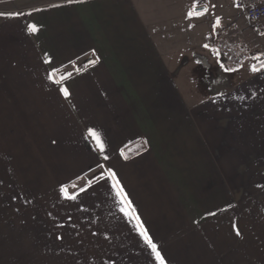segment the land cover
I'll list each match as a JSON object with an SVG mask.
<instances>
[{
	"label": "crops",
	"instance_id": "crops-1",
	"mask_svg": "<svg viewBox=\"0 0 264 264\" xmlns=\"http://www.w3.org/2000/svg\"><path fill=\"white\" fill-rule=\"evenodd\" d=\"M3 1L0 264H264V54L219 87L197 0Z\"/></svg>",
	"mask_w": 264,
	"mask_h": 264
},
{
	"label": "rangeland",
	"instance_id": "rangeland-1",
	"mask_svg": "<svg viewBox=\"0 0 264 264\" xmlns=\"http://www.w3.org/2000/svg\"><path fill=\"white\" fill-rule=\"evenodd\" d=\"M206 6L201 13L213 20L211 28L203 34L204 41H209L212 65L210 80L219 81L220 86L229 84L236 77L235 67L242 57L262 58L258 48L259 40L264 39L257 31L256 24L250 23L231 0H197ZM6 3L0 0V10L4 11ZM218 18V22H217ZM199 37V34H197ZM220 49V50H218ZM221 58H226L224 63Z\"/></svg>",
	"mask_w": 264,
	"mask_h": 264
},
{
	"label": "snow or ice",
	"instance_id": "snow-or-ice-1",
	"mask_svg": "<svg viewBox=\"0 0 264 264\" xmlns=\"http://www.w3.org/2000/svg\"><path fill=\"white\" fill-rule=\"evenodd\" d=\"M204 11H207V9H204ZM197 14L198 13H194L192 10H189L188 13H187L188 17H192L193 15H197ZM10 15H17V13H10ZM217 22H218V18H217ZM28 27H29V30L32 31V32H35L37 30L35 25H31L30 24ZM205 47H207V45H205ZM261 67H264V64H262ZM252 70L253 71H256V68L253 67ZM49 78L50 79L52 78L51 75L49 76ZM62 79H63V77H62ZM61 92L65 95V97H67L69 95V93L67 92V90L64 89V88H61ZM89 133L91 135H93V136H96L98 147H99V149L101 151H103L104 145L100 141L99 136L92 129H89ZM105 158H107V157H105ZM109 171L111 172V170H109ZM111 175H112V178L115 180V173H111ZM113 187L118 189V191L116 193L117 196H124L123 189L119 187V181H117L116 184L113 185ZM60 191L67 197L68 193H67L66 189L63 186L61 187ZM81 191H83V189H81ZM72 198H74V197H72ZM122 211H123V209H122ZM234 228H235V225H234ZM236 232H237V235L240 234L238 228L236 229ZM141 235L144 237L145 242L151 247L153 253H155L156 259L160 262V264H164V260L161 257L160 253L157 251V246L152 242L151 238L143 230L141 231Z\"/></svg>",
	"mask_w": 264,
	"mask_h": 264
},
{
	"label": "built area",
	"instance_id": "built-area-1",
	"mask_svg": "<svg viewBox=\"0 0 264 264\" xmlns=\"http://www.w3.org/2000/svg\"><path fill=\"white\" fill-rule=\"evenodd\" d=\"M231 2L250 23L256 24L257 31L262 34L263 30L258 24L264 18V0H231Z\"/></svg>",
	"mask_w": 264,
	"mask_h": 264
},
{
	"label": "water",
	"instance_id": "water-1",
	"mask_svg": "<svg viewBox=\"0 0 264 264\" xmlns=\"http://www.w3.org/2000/svg\"><path fill=\"white\" fill-rule=\"evenodd\" d=\"M196 10H201V9H203V7L201 6V7H196L195 8ZM226 60V58H221L220 59V61L222 62V63H224V61Z\"/></svg>",
	"mask_w": 264,
	"mask_h": 264
},
{
	"label": "trees",
	"instance_id": "trees-1",
	"mask_svg": "<svg viewBox=\"0 0 264 264\" xmlns=\"http://www.w3.org/2000/svg\"><path fill=\"white\" fill-rule=\"evenodd\" d=\"M218 50H220V49H218ZM261 64H264V60L263 61H261L259 64H257L256 66H260Z\"/></svg>",
	"mask_w": 264,
	"mask_h": 264
}]
</instances>
